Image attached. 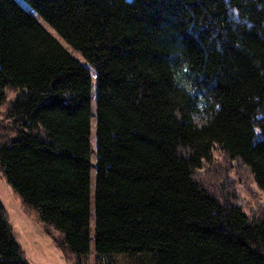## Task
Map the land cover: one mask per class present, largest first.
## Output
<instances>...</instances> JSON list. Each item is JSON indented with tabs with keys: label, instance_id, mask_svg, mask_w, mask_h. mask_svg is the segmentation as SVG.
<instances>
[{
	"label": "trees",
	"instance_id": "obj_1",
	"mask_svg": "<svg viewBox=\"0 0 264 264\" xmlns=\"http://www.w3.org/2000/svg\"><path fill=\"white\" fill-rule=\"evenodd\" d=\"M8 91L0 168L76 264H264V213L198 178L218 149L264 191V0H0ZM8 214L0 264H28Z\"/></svg>",
	"mask_w": 264,
	"mask_h": 264
},
{
	"label": "rangeland",
	"instance_id": "obj_2",
	"mask_svg": "<svg viewBox=\"0 0 264 264\" xmlns=\"http://www.w3.org/2000/svg\"><path fill=\"white\" fill-rule=\"evenodd\" d=\"M42 24L67 50L71 51L70 47L51 28L43 22ZM71 53L81 63L86 65L80 53L74 50ZM15 97L16 93L14 91H8L7 104L0 107V124L2 126L10 124L4 115L7 112L9 102ZM95 146L96 112L94 103L92 148L95 149ZM92 160L95 163V154H93ZM198 178L222 202L240 206L250 217L264 213V191L257 186L254 177L248 169L237 162L231 161L220 150H214L211 160L206 162L199 171ZM92 179L95 181V167L92 169ZM0 200L8 209V220L12 227L14 238L21 247L28 264H76V258L60 248L56 243L57 240L61 241V236L55 233L53 236L48 234V229L39 221L35 213H32L22 205L21 200L9 186L1 168ZM93 225L94 216L92 214V227ZM81 264H151V262H149L148 258L141 256L120 255L99 258L96 256L92 245L90 254L81 258Z\"/></svg>",
	"mask_w": 264,
	"mask_h": 264
}]
</instances>
